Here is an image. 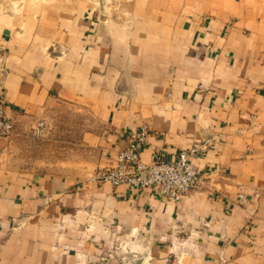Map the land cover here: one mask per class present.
<instances>
[{
    "label": "crops",
    "instance_id": "1",
    "mask_svg": "<svg viewBox=\"0 0 264 264\" xmlns=\"http://www.w3.org/2000/svg\"><path fill=\"white\" fill-rule=\"evenodd\" d=\"M0 96V264H264V0H0ZM55 104L89 127L36 170L14 135ZM142 126L144 162L213 141L178 202L94 178Z\"/></svg>",
    "mask_w": 264,
    "mask_h": 264
},
{
    "label": "built area",
    "instance_id": "2",
    "mask_svg": "<svg viewBox=\"0 0 264 264\" xmlns=\"http://www.w3.org/2000/svg\"><path fill=\"white\" fill-rule=\"evenodd\" d=\"M14 131V121L7 104L0 96V140L9 138ZM150 131L142 126L127 133V145L117 152L115 163L107 168L97 169L94 178L112 186L125 184L138 189H149L163 201L178 202L201 182L193 164L199 153L212 147L208 139L180 150L174 159L156 156L149 162L141 159L142 149L148 144ZM241 202L245 196L239 193Z\"/></svg>",
    "mask_w": 264,
    "mask_h": 264
},
{
    "label": "rangeland",
    "instance_id": "3",
    "mask_svg": "<svg viewBox=\"0 0 264 264\" xmlns=\"http://www.w3.org/2000/svg\"><path fill=\"white\" fill-rule=\"evenodd\" d=\"M49 110V111H48ZM44 114L42 121L24 120L14 135V148L20 160L31 164L36 170L67 168L75 159V134L86 130L87 115L69 105H52ZM82 131V132H83ZM79 154H82L78 150ZM89 151H83L88 158ZM78 158V157H77Z\"/></svg>",
    "mask_w": 264,
    "mask_h": 264
}]
</instances>
